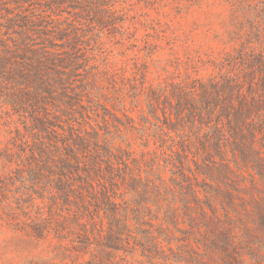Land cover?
<instances>
[{"label": "trees", "instance_id": "16d2710c", "mask_svg": "<svg viewBox=\"0 0 264 264\" xmlns=\"http://www.w3.org/2000/svg\"><path fill=\"white\" fill-rule=\"evenodd\" d=\"M57 1L0 0V99L31 124L0 158V231L74 264L136 254L199 264L196 249L226 263L230 214L222 221L214 205L240 202L247 232L263 238L264 0H230L237 26L207 79L182 63L151 82L135 74L138 124L104 94L110 72L56 14L69 3L97 15L105 0Z\"/></svg>", "mask_w": 264, "mask_h": 264}, {"label": "rangeland", "instance_id": "374dc122", "mask_svg": "<svg viewBox=\"0 0 264 264\" xmlns=\"http://www.w3.org/2000/svg\"><path fill=\"white\" fill-rule=\"evenodd\" d=\"M45 1L58 3L57 0ZM114 1L117 2L113 9L116 14L108 15L104 5ZM100 6L102 11L94 15L74 11L67 3L64 12L57 10L56 14L61 15L58 18L63 21H69L75 32L84 36V47L91 58H95L92 65L110 72L111 79L104 84V94L119 105H125L130 110L129 117L137 124L142 123L145 106L143 99H138L137 107L131 106L135 100V89L137 94L139 92L138 84L132 81L135 74L147 73L151 82L156 80L160 69L174 71L178 63H182L183 70L189 65L202 68L200 74L207 79L215 72L209 62L220 59L225 49L222 43L228 40L230 31L237 26L230 0H105ZM76 12L79 15L74 17ZM237 14L243 19L241 14ZM98 18L103 19L104 25L98 24ZM136 79L140 78L137 76ZM12 109L0 99V158L19 135L31 137L30 120L26 121ZM118 115L126 121L120 113ZM3 174L0 161V175ZM163 176L169 180L171 175L167 172ZM19 187V183L10 185V196H17ZM221 187L225 189L224 185ZM214 206L222 221H226L225 211L230 214V259L225 263L218 254L210 259L204 249L199 252L194 249L199 254L194 255L197 262L264 264V237L247 232L246 227H251V224H248L240 202L230 204V207L226 205L224 210L218 204ZM182 228L185 229L184 226ZM19 239L14 233L0 231V264H74L72 257L61 262V257L55 259L44 248L29 251L22 247ZM172 248L176 250V245ZM88 259L89 256L83 257L85 262ZM126 260L128 264H166L160 259L149 261L139 254L133 258L128 256Z\"/></svg>", "mask_w": 264, "mask_h": 264}]
</instances>
